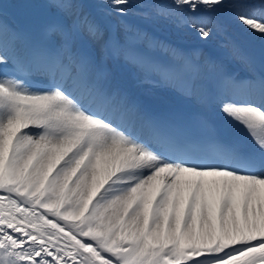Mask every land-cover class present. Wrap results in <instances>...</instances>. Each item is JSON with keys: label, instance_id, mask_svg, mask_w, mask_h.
Masks as SVG:
<instances>
[{"label": "bare ground", "instance_id": "6f19581e", "mask_svg": "<svg viewBox=\"0 0 264 264\" xmlns=\"http://www.w3.org/2000/svg\"><path fill=\"white\" fill-rule=\"evenodd\" d=\"M92 1L91 5L107 2L106 7L144 15L139 19L127 17L139 24L156 19L155 15L147 13L148 9L152 11L155 7L158 15L176 21L181 28L185 25L186 38L175 39L174 43L184 40L196 43L198 38L215 54H225L237 60L242 56L236 44L231 41L226 47L222 43L229 40L233 30L243 29L236 33L248 31L264 42V10H259L264 7L262 0ZM249 4L252 5L244 8ZM158 6H167L168 9L162 10ZM91 13L94 16L97 11L92 9ZM199 17H203L207 24H199ZM96 36L91 37V48L95 46ZM93 58L92 53L90 59ZM135 74L134 83H128L131 93L137 90L142 98L156 93L138 70ZM116 80L121 82L120 78ZM7 98H12L13 102H8ZM0 99H3L0 102V174L4 177L19 184L43 186L46 193H52L55 203L66 201L80 209L84 206L86 214L78 217H88L100 226L111 223L109 231L117 237L129 241L140 239L146 244L153 241L158 245L178 241L176 245L184 243L198 247V254L205 253L206 246L214 247L224 240L233 244L232 240L236 239L232 247H225L227 251L219 255L224 259L215 262L209 257L207 262L202 261L203 264H264V242L258 244L261 238L253 243L256 246L237 245V239L240 240L242 235L254 232L258 237L264 229L263 179L215 170L197 172L185 167H174L176 171L169 176L167 170L173 166L165 163L154 166L147 173L153 162L147 160L142 145L109 125L80 114L73 104L54 91L32 95L21 86L12 84L8 77L0 76ZM38 119L50 123L49 135L38 134L36 128L39 125L30 134L17 132L21 125H33ZM223 119L241 142L247 141L251 146L264 145V115L259 109L232 105L226 108ZM62 161L66 164L59 165ZM127 167L126 173L117 171ZM52 172L50 177L42 179L43 173L49 175ZM132 177L139 179L127 188L108 183L127 181ZM164 178H167V191L151 204L152 195L158 191ZM193 186V196L187 197ZM109 188H117V192L108 195ZM103 194L105 198L101 197ZM16 215L19 216L18 224L0 212V264H16L17 259H23L21 264H81L77 249L84 250L95 264H110L102 255L87 248L75 228L64 223L57 230L56 239L63 240L68 236L77 245L73 250H67V247L64 250L46 235L36 236L24 217H20L22 212ZM50 228L48 225L43 230L47 232ZM142 229L147 232H141ZM216 230L217 235L214 234ZM239 246L246 252H239ZM34 249L39 253L32 258L30 253Z\"/></svg>", "mask_w": 264, "mask_h": 264}, {"label": "rangeland", "instance_id": "374dc122", "mask_svg": "<svg viewBox=\"0 0 264 264\" xmlns=\"http://www.w3.org/2000/svg\"><path fill=\"white\" fill-rule=\"evenodd\" d=\"M36 5H34V2H30V0H0V7L13 12L19 21H21L24 29L28 20L35 21L37 24L38 19L35 17L37 14V10L35 9ZM46 9H49V11L53 13H59L62 18H66L70 11V8H63L62 5L56 4L48 5ZM113 21H117V23L113 24V28L118 30L121 22H119L118 18L115 16ZM180 32L181 28H176L174 26L172 34ZM50 36L53 35L50 34ZM7 100L8 102H13L12 98H7ZM26 112L29 113V111ZM40 122L45 123V125L49 127L51 126L45 119H38L33 125L28 124V126H34ZM63 162L64 161L59 163V165H62ZM10 173L11 178H13L12 170ZM47 176L46 173L41 175L42 179ZM35 184L36 183L29 184L23 182H20L19 184L17 181L6 178V176L4 177L3 174H0V212L6 217V219L14 221L17 224L19 223V216L17 217L16 214L22 212L23 215L20 217H24L26 223L33 228V232L36 236L40 237L46 235L45 237L50 239L53 243L56 241L58 245L63 246L64 250H73L74 247L77 246L71 237L65 236L63 240L56 239V236L59 234L57 230L60 226H63L62 224L64 223L71 226L72 229L75 228L74 230L77 231L79 238L87 245V248H91L97 254L102 255L110 264H194L193 261L205 259L209 250H215L218 246H206L203 249L205 253L198 254L200 251L198 247L193 245L189 246L184 243L176 245L178 241H176V243L169 241L167 249L162 252V249L168 242L158 245V243L152 241L146 244L140 239H138V241H129L126 238L120 236L117 237L110 233L111 230L109 227L111 226V223L108 222V224L105 223L103 226H100L96 221L94 222V220L92 221L91 219H88V217H86L87 219L78 217L83 213L86 214L87 209H85L84 206L80 209L66 201L55 203L56 199L52 201V193H46L43 186L38 188ZM26 215H28L29 218H27ZM72 224H74V227ZM48 225L51 228L46 232L43 230V227H47ZM145 231L146 230L144 229L141 230V232ZM261 232L264 234V230ZM174 236H176V234ZM245 238L246 237H244V239ZM242 239H237V241H242ZM228 242H231V240ZM220 243L227 242L224 240ZM187 247L190 248L186 250ZM221 247L225 248L226 245L222 244ZM169 248H171L172 252ZM76 251L78 256H80L81 264H95L84 250L77 249ZM214 261L218 262L219 259ZM199 264H203V262Z\"/></svg>", "mask_w": 264, "mask_h": 264}, {"label": "water", "instance_id": "95a60500", "mask_svg": "<svg viewBox=\"0 0 264 264\" xmlns=\"http://www.w3.org/2000/svg\"><path fill=\"white\" fill-rule=\"evenodd\" d=\"M35 253H38V250H36V252Z\"/></svg>", "mask_w": 264, "mask_h": 264}]
</instances>
